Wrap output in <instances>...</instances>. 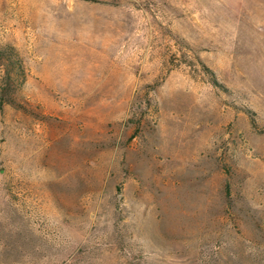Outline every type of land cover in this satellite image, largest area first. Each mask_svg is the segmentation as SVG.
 Masks as SVG:
<instances>
[{"label": "rangeland", "instance_id": "1", "mask_svg": "<svg viewBox=\"0 0 264 264\" xmlns=\"http://www.w3.org/2000/svg\"><path fill=\"white\" fill-rule=\"evenodd\" d=\"M0 264H264V0H0Z\"/></svg>", "mask_w": 264, "mask_h": 264}, {"label": "trees", "instance_id": "2", "mask_svg": "<svg viewBox=\"0 0 264 264\" xmlns=\"http://www.w3.org/2000/svg\"><path fill=\"white\" fill-rule=\"evenodd\" d=\"M6 49H9V52L8 51L6 52V50H0V59H2L4 57H7V58L14 57L17 61L15 71L17 72V74L19 76H21L22 78H25V69H24L22 61L20 60V56H19L16 48L9 46ZM13 102L14 101H13L12 97L7 98V99L3 100V103L0 104V108H2L3 105H6V104L7 105L13 104Z\"/></svg>", "mask_w": 264, "mask_h": 264}]
</instances>
